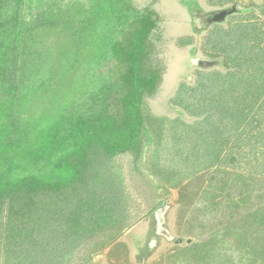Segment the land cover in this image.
<instances>
[{"label":"trees","instance_id":"16d2710c","mask_svg":"<svg viewBox=\"0 0 264 264\" xmlns=\"http://www.w3.org/2000/svg\"><path fill=\"white\" fill-rule=\"evenodd\" d=\"M237 1L220 6L237 8ZM134 3L0 0V250L11 258L7 264H21L32 238L54 232L59 202H74L89 169L100 166L95 157L130 153L136 166L175 167L185 179L204 180L190 209L201 205L203 215L224 218L201 246L189 245L201 253V264H264V4L242 10L238 23L261 54L260 73H248L260 85L234 92L214 82L217 69L200 67L194 84L178 85L170 102L174 116L155 117L145 101L163 93L165 67L154 62L152 41L159 20ZM167 136L170 166L161 160ZM185 179L154 176V188L162 197L167 185L179 188ZM95 205L66 206L67 220L80 228V209ZM94 215L101 233L105 218ZM46 227L52 231L43 235ZM118 231L98 236L96 244L103 248ZM228 247L233 252L224 253Z\"/></svg>","mask_w":264,"mask_h":264},{"label":"rangeland","instance_id":"374dc122","mask_svg":"<svg viewBox=\"0 0 264 264\" xmlns=\"http://www.w3.org/2000/svg\"><path fill=\"white\" fill-rule=\"evenodd\" d=\"M134 2L136 9L155 11L157 16L154 18L159 20L152 41L154 62L165 67L163 82L160 85L163 93L156 99L147 98L145 101L148 111L155 117L174 116L176 111L172 110L171 99L182 81L187 80L189 84H194L201 60L218 62L216 67L210 68L217 69L215 74L219 77L214 82L219 84L220 79L225 86L230 84L234 92L260 85L256 76L248 73H260L262 63L258 57L261 54L256 51V46L250 38L243 34L238 23L241 15L245 14L242 10L254 6L257 8L264 4V0H239L236 2L237 8L232 6L233 3L228 4L224 7H228L225 11L228 12L225 20L208 24L201 31L194 28L192 11L222 13L221 11L225 9L220 6L221 0H134ZM232 8L241 12H232ZM262 28L264 29V26ZM188 39H191V44L185 45L184 42ZM224 98L229 99L230 94L224 93ZM166 139L169 144L162 149L161 160L163 165L165 163L170 166L168 161L173 153V143H170L172 138L169 136ZM261 158L264 161V157ZM95 159L99 161L100 166L89 169L90 179L79 188L74 202L68 205L67 200L62 199L60 205L56 206L61 218L51 222L54 232L47 237L48 239H44L42 235L41 238L39 235L36 239L32 238L28 256L25 254L23 257L26 258L20 257L21 264H83L90 251L99 247L95 242L97 237L117 233L118 228H121L120 236L103 248L100 246L88 264H201L199 260L201 253H193L196 250L191 249L189 245L205 241L212 229L219 228L217 226L224 218L222 214L216 217L214 211H210L209 216L203 215L204 213L200 212L201 205L194 210L190 209L189 206L196 200L204 180L190 181L188 177L185 179L184 174H178L175 167L167 168L171 170L169 171L161 168L156 170L151 165H146L148 168L136 166L130 153L115 157L102 153ZM228 170L246 172V168L230 167ZM93 171L98 176L97 180H94L96 174ZM149 172H153V176ZM154 176L158 179L173 180L175 183L185 180L181 182L182 186L179 188L167 185L161 191V197L154 188ZM185 194L184 201L182 196ZM90 201L97 203L91 211L96 214V219L99 216L105 218V225L98 228V232L103 229L101 233H97V226L92 221L95 215L87 206L80 209L84 214L81 218L83 225L80 228L75 229L67 220L69 209L66 206L73 211ZM181 202H185V205ZM36 226L37 223H31V228ZM51 228L46 227L43 235ZM75 230L79 234H74ZM189 239L192 244L187 243ZM177 240H183L184 243L177 244ZM227 251L233 252L229 247L223 250L224 253ZM3 253L1 249L0 264H7L11 258ZM187 255L189 257L182 262L181 257Z\"/></svg>","mask_w":264,"mask_h":264},{"label":"flooded vegetation","instance_id":"af4514ba","mask_svg":"<svg viewBox=\"0 0 264 264\" xmlns=\"http://www.w3.org/2000/svg\"><path fill=\"white\" fill-rule=\"evenodd\" d=\"M198 9H200L197 6ZM196 8V9H197ZM212 13H206L201 10L192 11L193 24L196 31H201L203 28H206L208 21L212 18Z\"/></svg>","mask_w":264,"mask_h":264},{"label":"water","instance_id":"95a60500","mask_svg":"<svg viewBox=\"0 0 264 264\" xmlns=\"http://www.w3.org/2000/svg\"><path fill=\"white\" fill-rule=\"evenodd\" d=\"M233 10H236L233 8ZM235 12V11H232ZM231 12V13H232ZM225 20V12L222 13H215L212 15V18L208 21V24H214V23H220L221 21ZM200 67L204 68V67H208V68H212V67H216L218 65V62H212V61H208V60H201L199 62ZM162 209L164 208V204L161 206ZM177 244H182L183 241L182 240H177L176 241ZM187 243H191V240H187Z\"/></svg>","mask_w":264,"mask_h":264},{"label":"bare ground","instance_id":"6f19581e","mask_svg":"<svg viewBox=\"0 0 264 264\" xmlns=\"http://www.w3.org/2000/svg\"><path fill=\"white\" fill-rule=\"evenodd\" d=\"M228 14V12H225V16Z\"/></svg>","mask_w":264,"mask_h":264}]
</instances>
